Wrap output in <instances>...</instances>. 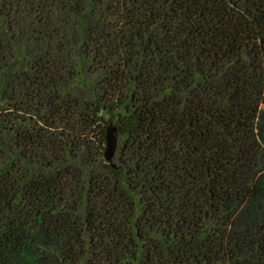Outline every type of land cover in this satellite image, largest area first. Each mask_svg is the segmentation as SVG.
Returning a JSON list of instances; mask_svg holds the SVG:
<instances>
[{
    "label": "trees",
    "instance_id": "16d2710c",
    "mask_svg": "<svg viewBox=\"0 0 264 264\" xmlns=\"http://www.w3.org/2000/svg\"><path fill=\"white\" fill-rule=\"evenodd\" d=\"M0 264H264V0H0Z\"/></svg>",
    "mask_w": 264,
    "mask_h": 264
},
{
    "label": "water",
    "instance_id": "95a60500",
    "mask_svg": "<svg viewBox=\"0 0 264 264\" xmlns=\"http://www.w3.org/2000/svg\"><path fill=\"white\" fill-rule=\"evenodd\" d=\"M105 140L106 145L104 150V157L107 161H112L117 149L118 140L116 135V127L111 122H108L107 124Z\"/></svg>",
    "mask_w": 264,
    "mask_h": 264
},
{
    "label": "rangeland",
    "instance_id": "374dc122",
    "mask_svg": "<svg viewBox=\"0 0 264 264\" xmlns=\"http://www.w3.org/2000/svg\"><path fill=\"white\" fill-rule=\"evenodd\" d=\"M88 80V79H87ZM110 119V118H109ZM110 120H112L113 121V119H110ZM118 140V139H117Z\"/></svg>",
    "mask_w": 264,
    "mask_h": 264
}]
</instances>
